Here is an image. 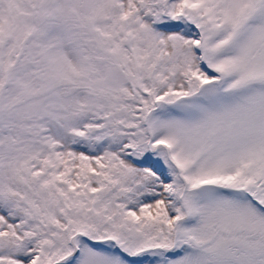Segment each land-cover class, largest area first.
Listing matches in <instances>:
<instances>
[{"label":"snow or ice","instance_id":"obj_1","mask_svg":"<svg viewBox=\"0 0 264 264\" xmlns=\"http://www.w3.org/2000/svg\"><path fill=\"white\" fill-rule=\"evenodd\" d=\"M0 264H264V0H0Z\"/></svg>","mask_w":264,"mask_h":264}]
</instances>
